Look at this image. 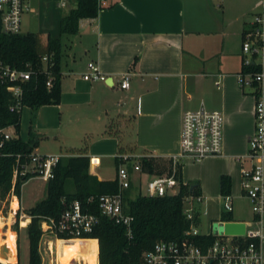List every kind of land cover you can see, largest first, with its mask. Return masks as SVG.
<instances>
[{
    "label": "crops",
    "instance_id": "obj_1",
    "mask_svg": "<svg viewBox=\"0 0 264 264\" xmlns=\"http://www.w3.org/2000/svg\"><path fill=\"white\" fill-rule=\"evenodd\" d=\"M30 1L27 3L31 10L23 16L33 13ZM103 4L95 18L80 20L76 35L61 37V98L58 105H51L70 116L69 120L89 121L83 130L92 138L91 149L85 154L89 158L90 174L101 181L113 180L105 175L104 168L112 163L116 166L120 145L131 147L129 154L133 156L168 159L177 155L182 114L201 106L219 111L224 119L222 156L204 159L201 176L194 183L202 194L200 183L205 182V188L214 183L219 186L220 176H229L232 221L221 222L219 205L214 210L209 208L205 197L203 205L208 207L201 209L200 206L197 230L202 216H206L210 221L209 231L204 234L198 231L200 235H213L212 222L243 224L245 232L254 218L252 213L234 210V202L242 199L240 170L237 176L235 170L236 158L246 155L247 140L253 131V99L239 89L236 76L241 69L242 35L250 22L246 20L259 12L258 0H103ZM38 10L36 33L57 34L48 27L54 28L66 15L61 13L65 9L58 6V0H38ZM89 63L98 67L105 82L83 79ZM126 73L131 74L129 88L121 90L119 82ZM46 108L38 109L35 116L37 144L40 139H56V135L50 138L48 134L49 124L44 117L48 118L50 112ZM119 123L122 128L133 126L136 144L122 145L108 134V131L119 132ZM62 145L59 154L53 155L78 156L74 151L81 148ZM34 153L51 155L36 150ZM220 160H225L227 166L214 165ZM244 165L248 167L249 162ZM183 171L182 181L187 184L191 177ZM234 178L239 179L236 196L232 193ZM43 183L45 186L46 182ZM137 190L134 186L130 198ZM56 243L53 241L48 247L56 250L55 264H59ZM42 248L40 255L44 264L48 258L50 261V256L47 244ZM260 253L264 260V241L260 244Z\"/></svg>",
    "mask_w": 264,
    "mask_h": 264
},
{
    "label": "built area",
    "instance_id": "obj_2",
    "mask_svg": "<svg viewBox=\"0 0 264 264\" xmlns=\"http://www.w3.org/2000/svg\"><path fill=\"white\" fill-rule=\"evenodd\" d=\"M77 1L58 0V6L62 9H71ZM98 1L100 6L104 5L103 0ZM258 7L259 12L252 16L248 28L242 35L241 69L236 76L239 89L243 93L247 88L250 89L253 99V131L247 140V153L245 156L237 157L236 160L242 165L240 198L247 201L254 219L247 224L242 236L217 235L214 242L206 249L195 245L191 240L192 237L199 235L197 227L191 226L183 240L158 242L151 250L144 252L143 264H264L260 253V244L264 241V0H258ZM30 10L27 0H0L2 32L20 34L22 17ZM48 62L47 57H42L43 65ZM43 71H46L45 67ZM31 75L32 71L27 64L24 69H16L0 62V84L11 96L9 112H21L22 85L29 81ZM130 76V73H126L120 79L121 90L129 88ZM83 79L102 82L106 80L94 63L87 64V73L83 75ZM45 85L47 88L51 87V78H48ZM223 124V115L219 111H211L202 106L185 111L181 117L179 153L168 157L173 168L181 164L184 159L199 162L206 158L221 157ZM14 138L16 134L13 127L0 128V155H3L5 144ZM22 157L16 156L12 187L4 201L9 202V214L12 215L19 212L20 197L14 191L17 179L30 176L29 180L38 179L47 182L52 178L54 166L62 158L59 155H39L33 151L28 156L27 162L21 164ZM141 157L144 156L118 153L116 159L119 165L116 178L119 192L97 199L100 215L125 228H130L132 218L123 212L122 193L131 184L137 185V176L147 177L145 184L142 180H138V186L143 195L148 197L174 195L173 192L177 194L180 187L173 176L155 177L143 174L137 162ZM246 161L249 162L248 167L244 165ZM222 198V212L231 213L232 198L230 196ZM203 200L201 194L194 195L191 191L183 198V213L188 220H192L194 214L200 212ZM91 201L92 199H89V202ZM13 204H16V208L12 207ZM98 222L99 217L84 209L78 201L71 202L58 219L43 218L40 222L42 240L47 238L45 244L50 260L57 252L48 247L49 243L81 239L88 236ZM54 261L56 262V257ZM73 263L85 264L84 260H73Z\"/></svg>",
    "mask_w": 264,
    "mask_h": 264
},
{
    "label": "trees",
    "instance_id": "obj_3",
    "mask_svg": "<svg viewBox=\"0 0 264 264\" xmlns=\"http://www.w3.org/2000/svg\"><path fill=\"white\" fill-rule=\"evenodd\" d=\"M101 6L98 0H78L76 4L60 18L57 24V34L20 33L5 34L0 24V62L12 68L24 69L29 65L32 75L29 81L22 85L23 107L33 112L41 106L58 105L61 98V37L76 35L79 22L82 19H93L98 15ZM42 57L49 62L41 63ZM134 59V63L136 62ZM51 65V66H50ZM46 71H43V68ZM51 78V87H46V81ZM11 96L0 84V128L13 127L16 138L8 141L0 155V204H2L12 187V175L16 156H23L20 163L27 162L28 156L36 149L35 134L31 133L26 142L19 137L21 112H9ZM119 125V124H118ZM109 128V127H108ZM111 128V126H110ZM108 134L119 140L118 130ZM18 135V136H17ZM131 147L119 146V153H130ZM83 151H85L83 149ZM141 172L148 176H173L180 184L177 194L163 197H148L139 190L134 198H130L134 186L123 191V212L132 218L130 228L117 225L113 221L100 215L97 199L105 195H115L119 192L117 178L101 181L89 172V158L85 155L60 158L52 170V178L45 183V197L33 207L28 208L24 214L29 219L28 224L19 228L18 221L13 226V235L5 238L0 236V249L5 246L9 252L7 258L0 256V264H16V247L19 258V232L22 230L27 241V264H42L40 255V242L42 231L40 222L43 218L58 219L67 206L78 201L84 209L99 217L98 224L88 236L81 239H90L98 244V264H143L142 255L149 251L158 242H179L186 238L185 234L191 226L198 227L199 212L188 220L183 213V198L191 193L200 195L196 183L184 184L182 181V164L173 168L168 159L141 157L137 160ZM119 161L116 159V172ZM30 179V176L19 177L15 183L14 191L21 196V186ZM71 182L73 190L68 192L66 185ZM231 179L221 175L219 179V193L221 197L230 196ZM89 199H92L89 202ZM19 212L16 214L18 219ZM221 222L232 221L231 213H221ZM15 233L17 241L15 244ZM65 239V238H64ZM216 236L197 235L191 238L193 243L202 249L209 247ZM96 240V241H95ZM85 247L92 246L93 242H84ZM249 242V241H248ZM67 248H61V252ZM86 250V249H85ZM10 259V260H8ZM19 264V263H18Z\"/></svg>",
    "mask_w": 264,
    "mask_h": 264
},
{
    "label": "rangeland",
    "instance_id": "obj_4",
    "mask_svg": "<svg viewBox=\"0 0 264 264\" xmlns=\"http://www.w3.org/2000/svg\"><path fill=\"white\" fill-rule=\"evenodd\" d=\"M31 6L33 8V13L32 14H28L26 16L22 17V22H21V33H26V32H32V33H36L39 31V26H38V14H39V10H38V0H31ZM62 14H67V9L62 10L61 11ZM251 19L248 18L246 21H250ZM46 29V28H45ZM48 30L51 31L53 34H55L57 32V25L54 26V28L52 27H48ZM56 35V34H55ZM245 94L246 95H251V90L250 89H246L245 90ZM43 107V106H41ZM41 107H39L38 109H40ZM38 109H36L35 112H33L30 108L28 107H23L21 110V123H20V127H19V133L18 135L25 139L28 140L30 139L31 135H30V130L31 133L34 134L35 132V128H34V123H35V116L36 113L38 111ZM50 112L49 117L44 120H48V124H49V137L51 138V136L56 135V139L55 140H50V139H40L38 141V146L36 147V152L37 153H44V154H59V147L60 145H66L67 144H71L72 147H74L75 149L81 148L80 150H76L74 151V153H77L78 155L81 154L83 155L84 153L87 154L88 151L91 149V135L88 133L84 132V127L85 125H87V122L89 123V121L81 118V120H69L72 119L70 118V116L63 114L62 111H57L56 108H54V106L49 105L48 108L44 109ZM92 122H94L92 120ZM123 122V120L121 121V123ZM90 125H94V124H90ZM119 125L121 126V124L119 123ZM132 126V125H131ZM93 127V126H92ZM97 127H100L97 123ZM52 129H56L57 131H54ZM29 130V131H28ZM59 132V133H58ZM119 133L121 134L119 140L122 143V145H125L126 143H135L136 144V132L132 127H130L129 125L127 126H121V129L119 131ZM17 135V136H18ZM58 139L60 140L58 142ZM66 142V143H64ZM83 149L85 151H83ZM64 148H62V153L64 152ZM204 161L201 160L199 162H195V161H188L186 159H184L182 161V169H184V173L187 174V177H191L188 179H191L189 183H194L197 182L199 180V177L201 176V166L202 163ZM231 163V161H230ZM106 164V163H105ZM228 163H226L225 160H220V161H216L214 162V165L216 166H227ZM230 165V164H229ZM228 165V166H229ZM240 163L237 162L236 163V176L238 175V171L240 170ZM105 170V175L112 177V179L116 178V169H115V165L114 163L108 165L106 168H104ZM203 173V172H202ZM139 177V176H138ZM138 177H137V181L136 184L134 185L135 187L137 186V189L141 192V190L139 189L140 186H138ZM194 177V178H192ZM195 179V180H194ZM141 180L142 183L145 184L147 181V177L146 176H141ZM239 179L237 178V180L234 178V185H233V196H236L238 193V186H239ZM205 182L204 184L200 183V191L202 192L201 196L203 197V199L207 200L208 206L209 208L214 210V206H216L217 204L220 207V210L222 211V204H223V198L221 196H218L219 193V186L217 184H213V186L209 187L207 186V188H205ZM44 183L41 180L38 179H33L31 181H29L21 190V196H20V204H19V217L18 219L16 218V215H12L9 214V202H3V204H0V236L1 238H5L9 235L12 234V229L14 224L16 223V221H18V226L19 228H23L25 227L28 222L29 219L27 218V216L24 214V212L28 209L33 207L37 202L41 201L44 197H45V188H44ZM66 190L68 192H71L73 190L72 184L71 182H68L66 185ZM137 190V191H138ZM142 193V192H141ZM176 192L174 191L173 194H175ZM137 193H132V197L134 198L136 196ZM143 194V193H142ZM215 197V198H214ZM204 200H203V204H204ZM203 204H201V209H206V207L208 206H204ZM234 210L236 213H241V214H249L251 215V210L250 207H248V203L243 200L240 199L238 201H235L234 204ZM13 208H16V204L12 205ZM205 215V214H204ZM210 221L206 218V216H202L201 218V223L199 225L198 231L200 232V234H204L206 232L209 231V224ZM14 233V232H13ZM212 234L218 235L217 234V230H216V223L212 222ZM15 244L17 241V235L15 233ZM19 253L20 256L18 258L17 253H18V246L17 244L15 245L16 247V259L17 260V264H27V241H26V237L25 234L22 230H20L19 232ZM46 239H43L42 242H40V254H43V244L46 243ZM61 248H63V246L61 245V243L58 244V249H59V255H60V261L63 260V254L65 253L64 251L61 252ZM68 250V249H67ZM85 251V250H84ZM49 257V256H48ZM56 256H53V259L51 258V260H48L44 263V264H55L54 258ZM3 259V258H2ZM62 259V260H61ZM10 260V259H8Z\"/></svg>",
    "mask_w": 264,
    "mask_h": 264
},
{
    "label": "bare ground",
    "instance_id": "obj_5",
    "mask_svg": "<svg viewBox=\"0 0 264 264\" xmlns=\"http://www.w3.org/2000/svg\"><path fill=\"white\" fill-rule=\"evenodd\" d=\"M82 241L83 240H71L67 242L58 241L56 243L57 251H58L59 243H61L63 248L65 247L68 249V250L67 249L64 250L65 253L63 254V257H61L63 258V260L61 259L62 261H60V255H59V264H71L73 260H84L85 264H96L97 249H98L96 242L84 241V242H93L95 244V251H94L93 249L90 248L92 246H88L84 248ZM7 252H9L8 248H7Z\"/></svg>",
    "mask_w": 264,
    "mask_h": 264
},
{
    "label": "water",
    "instance_id": "obj_6",
    "mask_svg": "<svg viewBox=\"0 0 264 264\" xmlns=\"http://www.w3.org/2000/svg\"><path fill=\"white\" fill-rule=\"evenodd\" d=\"M107 84L109 85V82ZM191 190H192V187L190 188V191ZM216 230H217L218 236H242L244 234V225L237 224V223H219V224H216ZM7 254H8L7 248L3 246L0 249V256L6 259Z\"/></svg>",
    "mask_w": 264,
    "mask_h": 264
}]
</instances>
